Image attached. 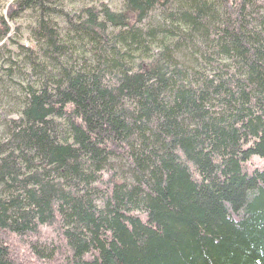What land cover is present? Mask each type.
<instances>
[{
  "label": "trees",
  "instance_id": "obj_1",
  "mask_svg": "<svg viewBox=\"0 0 264 264\" xmlns=\"http://www.w3.org/2000/svg\"><path fill=\"white\" fill-rule=\"evenodd\" d=\"M0 264H264V0L9 3Z\"/></svg>",
  "mask_w": 264,
  "mask_h": 264
},
{
  "label": "rangeland",
  "instance_id": "obj_2",
  "mask_svg": "<svg viewBox=\"0 0 264 264\" xmlns=\"http://www.w3.org/2000/svg\"><path fill=\"white\" fill-rule=\"evenodd\" d=\"M14 0H0V13L5 14L6 12V7L9 3L13 2ZM100 1H103L106 3L110 8L114 10H119L121 8V0H66V6L71 10V9H76L81 7L82 5L85 4H90V3H98ZM27 22V16L26 18H22L19 21V24H21L23 28V33H22V42H31L29 39V35L27 32H24L25 30V25Z\"/></svg>",
  "mask_w": 264,
  "mask_h": 264
}]
</instances>
